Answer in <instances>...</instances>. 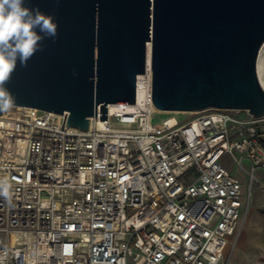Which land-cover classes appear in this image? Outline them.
Segmentation results:
<instances>
[{
    "label": "built area",
    "instance_id": "2783aa9c",
    "mask_svg": "<svg viewBox=\"0 0 264 264\" xmlns=\"http://www.w3.org/2000/svg\"><path fill=\"white\" fill-rule=\"evenodd\" d=\"M108 105L88 129L69 112L7 105L0 114V264H227L264 173V116L207 108L182 121L152 98ZM246 163L249 164L246 167Z\"/></svg>",
    "mask_w": 264,
    "mask_h": 264
},
{
    "label": "water",
    "instance_id": "95a60500",
    "mask_svg": "<svg viewBox=\"0 0 264 264\" xmlns=\"http://www.w3.org/2000/svg\"><path fill=\"white\" fill-rule=\"evenodd\" d=\"M53 15L58 35L41 41L15 69L3 105L69 112L67 124L88 129L108 105L135 103L153 41L152 98L163 111L246 109L264 116L258 56L264 0H24ZM38 35H43L36 30Z\"/></svg>",
    "mask_w": 264,
    "mask_h": 264
},
{
    "label": "clouds",
    "instance_id": "9594fccd",
    "mask_svg": "<svg viewBox=\"0 0 264 264\" xmlns=\"http://www.w3.org/2000/svg\"><path fill=\"white\" fill-rule=\"evenodd\" d=\"M37 29L43 35H38ZM57 29L53 15L42 13L39 7L29 9L24 0H0V96L5 95L3 84L15 69L17 59L27 67L35 53L43 50L41 41L55 40Z\"/></svg>",
    "mask_w": 264,
    "mask_h": 264
},
{
    "label": "crops",
    "instance_id": "0c3cea01",
    "mask_svg": "<svg viewBox=\"0 0 264 264\" xmlns=\"http://www.w3.org/2000/svg\"><path fill=\"white\" fill-rule=\"evenodd\" d=\"M260 170L256 171L257 177ZM252 198L253 191L248 208L232 239L228 264H264V197H257L253 204ZM253 217H257V220Z\"/></svg>",
    "mask_w": 264,
    "mask_h": 264
},
{
    "label": "rangeland",
    "instance_id": "374dc122",
    "mask_svg": "<svg viewBox=\"0 0 264 264\" xmlns=\"http://www.w3.org/2000/svg\"><path fill=\"white\" fill-rule=\"evenodd\" d=\"M174 115L176 114L178 118L182 121H187L192 118H194L197 113L192 114V113H173ZM169 115L167 113H156L154 117V122L159 123L161 122L164 118L168 117ZM222 162L230 169L233 170L237 175L243 177L245 183L247 184L248 189H252L253 191V198L251 203L256 200L257 197H264V173L260 170L258 172V180H251V176L247 173H243L239 170L237 163L235 161V158L231 156L229 153H225L224 157L222 158ZM246 167L249 166V164H245ZM254 220H257V217H253ZM227 264H228V259H227Z\"/></svg>",
    "mask_w": 264,
    "mask_h": 264
},
{
    "label": "bare ground",
    "instance_id": "6f19581e",
    "mask_svg": "<svg viewBox=\"0 0 264 264\" xmlns=\"http://www.w3.org/2000/svg\"><path fill=\"white\" fill-rule=\"evenodd\" d=\"M152 47H153V41H148L147 44V64L150 66L152 64ZM257 68H258V75L261 80V83L264 87V43L262 44V47L260 49V53L258 56V62H257ZM112 107V104L110 105ZM161 113H199L200 111H160Z\"/></svg>",
    "mask_w": 264,
    "mask_h": 264
}]
</instances>
